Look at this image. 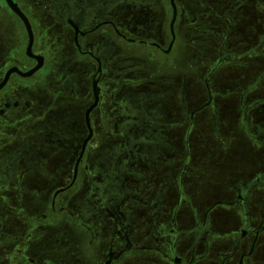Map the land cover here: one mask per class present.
<instances>
[{
    "label": "flooded vegetation",
    "instance_id": "af4514ba",
    "mask_svg": "<svg viewBox=\"0 0 264 264\" xmlns=\"http://www.w3.org/2000/svg\"><path fill=\"white\" fill-rule=\"evenodd\" d=\"M227 1L0 0V264H264V22Z\"/></svg>",
    "mask_w": 264,
    "mask_h": 264
},
{
    "label": "rangeland",
    "instance_id": "374dc122",
    "mask_svg": "<svg viewBox=\"0 0 264 264\" xmlns=\"http://www.w3.org/2000/svg\"><path fill=\"white\" fill-rule=\"evenodd\" d=\"M220 1L221 3H225V5H227V2H228L227 0H220ZM248 3H249V6L244 10V14L242 16L239 14L235 15V18L237 19L239 23V30L241 31L240 32L241 36H239V38H237L236 40L238 43L245 42L246 40L249 43H252V41L257 38V35L261 33L262 24L264 22V10L256 6L255 0H249ZM213 5H216V4L213 3ZM217 9L219 8L217 7ZM239 17L241 18L239 19ZM204 22L206 23L210 22L209 24L212 26L216 25L215 24L216 21H214L213 18H206ZM182 33H183L184 38L188 42L191 36L189 37L188 36L189 34L187 35L186 33L184 34V32ZM233 36H237V34H234ZM196 37H198V40H200L201 42H205V40L210 36L197 35ZM186 40L181 39L180 42H178L179 45L176 44L177 46L175 47L174 52H172V54L169 55L168 59L171 65L169 68V74L170 76H172V75L181 74V72H185L190 80V86L194 87L195 82L193 79L194 78L193 70L191 69V66L187 64L189 55L185 54L184 49H183L186 44L185 43ZM245 49H247V47H245L244 49L239 48L240 52ZM240 58L242 61H249L251 58H254V57H252L251 55H241ZM198 72H200V70H197L196 74H198ZM247 76H248V68L244 67V65L243 66H236V65L225 66L216 74L217 80H219L224 85L225 92L231 88L232 83H243L245 79L247 78ZM236 123H237V119L231 118L230 126L232 130H236V134L234 133L236 137L233 139V147L230 148V150H228L227 153L248 156V154H251L254 152L252 145H251L252 141L248 138L244 130L239 129ZM203 128L205 129L203 135H199V137L196 134L192 135L191 144L192 146L196 148L198 144L201 143L202 149L197 150L196 152L204 154L208 152L209 148L211 149L214 145H217V144L215 142L207 140V138L200 139L201 137H206V136H209L210 134L208 125L203 124ZM203 140H207V142L202 143Z\"/></svg>",
    "mask_w": 264,
    "mask_h": 264
}]
</instances>
